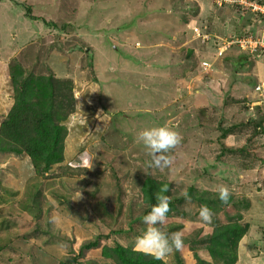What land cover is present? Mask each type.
I'll return each mask as SVG.
<instances>
[{"label": "rangeland", "instance_id": "1", "mask_svg": "<svg viewBox=\"0 0 264 264\" xmlns=\"http://www.w3.org/2000/svg\"><path fill=\"white\" fill-rule=\"evenodd\" d=\"M238 6L216 17L212 0H0V124L13 76L53 77L75 94L69 160L43 173L23 154L0 152V264H116L104 248L141 252L134 238L164 187L171 211L161 228L184 239L165 264L210 263V236L231 223L245 228L233 264H261L264 123L251 109L264 59L236 48L215 57L198 38L251 27L255 15ZM153 126L182 137L164 169L148 168L136 142ZM218 185L230 191L227 204ZM200 205L211 224L199 220Z\"/></svg>", "mask_w": 264, "mask_h": 264}, {"label": "trees", "instance_id": "2", "mask_svg": "<svg viewBox=\"0 0 264 264\" xmlns=\"http://www.w3.org/2000/svg\"><path fill=\"white\" fill-rule=\"evenodd\" d=\"M212 8L214 15L218 17L217 13L221 7L212 5ZM246 53L250 58L258 55ZM12 81L15 84L14 101L6 118L0 124V152L23 154L30 159L35 168L39 167L46 173L52 166L58 167L62 161L70 158L64 153L67 131L65 122L75 112V94L68 83L55 82L53 77H27L22 81L13 76ZM259 81L256 80L253 85L254 93V87ZM251 111L258 113L264 123L262 105H253ZM77 149L80 150L79 147ZM72 159L77 160L78 154ZM156 202L155 197H150L146 213L150 211L149 206ZM244 230L239 223H231L218 229L210 236V244L207 246L212 261L210 263L200 261V264H219V261L221 264H233L237 242L243 236ZM95 245V241H92L85 246ZM108 250L104 248L102 256L110 257L116 264H165L163 260L155 259L143 252L130 251L120 245L110 249L111 254Z\"/></svg>", "mask_w": 264, "mask_h": 264}, {"label": "clouds", "instance_id": "3", "mask_svg": "<svg viewBox=\"0 0 264 264\" xmlns=\"http://www.w3.org/2000/svg\"><path fill=\"white\" fill-rule=\"evenodd\" d=\"M193 30L191 29V33ZM182 141L180 133L167 126H153L141 130L136 137V142L141 143L150 157L146 161L148 168L164 169L169 167L173 160L168 153L175 149ZM88 167H92L91 161H86ZM168 191L167 187L161 188L156 194V203L150 205V211L143 217V223L146 229L134 238V248L145 254L153 256L155 259L162 260L174 250H180L184 247V239L181 232L167 233L162 230L161 226L166 222L167 214L171 211L170 197L163 193ZM218 199L227 204L230 191L224 185L216 187ZM182 195L185 199H190L187 192ZM199 220L206 224L212 223L213 212L207 205H200ZM62 250L67 249L64 243L58 244Z\"/></svg>", "mask_w": 264, "mask_h": 264}, {"label": "built area", "instance_id": "4", "mask_svg": "<svg viewBox=\"0 0 264 264\" xmlns=\"http://www.w3.org/2000/svg\"><path fill=\"white\" fill-rule=\"evenodd\" d=\"M231 4H239L240 6L238 7L243 6V8L255 15L254 19H251V27H246L245 31H242L239 35H233V37H219L208 32L199 34L196 32L198 38L202 37L201 40L204 41L201 42H206L209 47L215 50V57H222L228 49L236 48L249 54H258L264 59V0L262 2H256L255 0H212L214 7L230 6ZM203 64L209 65L208 62ZM254 91L257 99L253 104L262 105L264 108V80H260L255 85Z\"/></svg>", "mask_w": 264, "mask_h": 264}, {"label": "crops", "instance_id": "5", "mask_svg": "<svg viewBox=\"0 0 264 264\" xmlns=\"http://www.w3.org/2000/svg\"><path fill=\"white\" fill-rule=\"evenodd\" d=\"M260 260V259H259ZM263 262H264V256L262 257V261H261V264H263Z\"/></svg>", "mask_w": 264, "mask_h": 264}]
</instances>
